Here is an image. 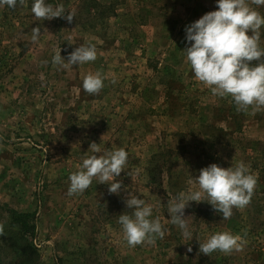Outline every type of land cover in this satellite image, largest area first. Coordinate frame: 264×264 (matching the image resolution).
Returning a JSON list of instances; mask_svg holds the SVG:
<instances>
[{
  "label": "rangeland",
  "instance_id": "obj_1",
  "mask_svg": "<svg viewBox=\"0 0 264 264\" xmlns=\"http://www.w3.org/2000/svg\"><path fill=\"white\" fill-rule=\"evenodd\" d=\"M48 2L62 3L65 15L74 13L72 22L37 20L32 0L0 6V239L12 208L34 213L40 264H264V107L238 111L230 96H214L182 51L185 27L216 10L215 0ZM258 11L264 14V6ZM34 27L40 28L35 42ZM88 43L95 61L58 70V51L67 61ZM96 72L104 87L89 94L82 82ZM93 142L102 153H128L117 178L120 194L94 177L88 189L69 196V177L92 154ZM241 161L256 178L250 203L225 220L207 201L189 202L193 240L185 244L168 201L198 190L193 178L200 169ZM126 188L152 206L162 239L127 244L118 222L131 212ZM223 231L239 237L238 249L199 251V242ZM13 253L0 248L7 261Z\"/></svg>",
  "mask_w": 264,
  "mask_h": 264
},
{
  "label": "clouds",
  "instance_id": "obj_2",
  "mask_svg": "<svg viewBox=\"0 0 264 264\" xmlns=\"http://www.w3.org/2000/svg\"><path fill=\"white\" fill-rule=\"evenodd\" d=\"M20 0H0V6L14 9ZM216 10L205 13L185 27V63L190 65L195 78L210 87L214 96H230L238 111H246L249 106L257 110L264 107V47L260 45L261 29L264 28V14L258 9L264 0H215ZM31 12L37 20L65 18L72 22L74 13L65 12L64 5L54 6L48 0H32ZM249 33H251L249 35ZM40 36V28L32 29V40ZM94 45L81 44L68 54L67 61L60 51L53 57L59 69L68 65H78L95 61ZM252 61L257 63L253 64ZM83 90L98 94L104 87L99 72L88 73L82 82ZM99 144L90 145L92 154L83 159L79 170L69 177V196L84 192L98 177L100 183L108 185L111 194H120L122 182L117 178L124 170L128 153L124 148H115L102 153ZM99 154V155H97ZM198 190L179 192L168 201L171 223L178 226L187 244L193 240L185 217L189 202L207 201L223 219L232 216V209L242 208L251 201L256 187V178L244 162L224 168L213 163L199 170L193 178ZM124 203L130 213L119 215L118 222L130 247L145 241L154 243L155 237L163 238L165 231L159 218H153V208L134 192L125 189ZM207 200H202V196ZM239 237L228 231L217 232L203 243L199 251L209 255L214 251L230 253L239 247ZM188 252L192 251L189 247Z\"/></svg>",
  "mask_w": 264,
  "mask_h": 264
},
{
  "label": "trees",
  "instance_id": "obj_3",
  "mask_svg": "<svg viewBox=\"0 0 264 264\" xmlns=\"http://www.w3.org/2000/svg\"><path fill=\"white\" fill-rule=\"evenodd\" d=\"M8 212L10 228L2 233L5 239H0V248L13 251L14 256L9 261L0 256V264H40L41 254L32 239L36 228L34 213L12 208Z\"/></svg>",
  "mask_w": 264,
  "mask_h": 264
}]
</instances>
